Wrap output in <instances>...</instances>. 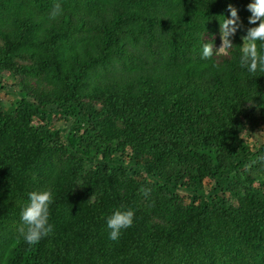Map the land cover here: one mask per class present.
I'll return each mask as SVG.
<instances>
[{
	"label": "trees",
	"instance_id": "1",
	"mask_svg": "<svg viewBox=\"0 0 264 264\" xmlns=\"http://www.w3.org/2000/svg\"><path fill=\"white\" fill-rule=\"evenodd\" d=\"M248 2L0 0V71L20 83L0 103V264H264V142L244 138L264 127V71L239 61ZM228 4L233 45L202 59ZM33 190H51L53 230L27 245ZM116 209L133 223L112 241Z\"/></svg>",
	"mask_w": 264,
	"mask_h": 264
},
{
	"label": "clouds",
	"instance_id": "2",
	"mask_svg": "<svg viewBox=\"0 0 264 264\" xmlns=\"http://www.w3.org/2000/svg\"><path fill=\"white\" fill-rule=\"evenodd\" d=\"M226 7L227 17L222 15V19L218 21L220 46L214 49L211 41L201 42L199 54L202 59L225 54L233 45L230 38L241 26L240 18L234 6L228 4ZM246 9L250 13L247 17L249 27L245 29L244 35L241 37L239 61L240 66L252 74L258 70L264 71V0H249ZM53 14L55 15V12ZM51 201V190H33L27 193V203L23 205L19 213L22 225L19 232L27 245L38 243L52 232L53 225L49 223ZM132 223L133 212L131 210H113L105 218V227L108 230L107 238L112 241L117 240L122 230L129 228Z\"/></svg>",
	"mask_w": 264,
	"mask_h": 264
},
{
	"label": "rangeland",
	"instance_id": "3",
	"mask_svg": "<svg viewBox=\"0 0 264 264\" xmlns=\"http://www.w3.org/2000/svg\"><path fill=\"white\" fill-rule=\"evenodd\" d=\"M220 37L215 43V48L220 46ZM0 77L2 78V85L6 90L0 91V103L3 108H7L15 99V92L20 87L19 80L16 76L12 77L5 71H0ZM8 90V91H7ZM56 118V116H54ZM244 138L249 146H256L264 142V127H252L248 126L244 133Z\"/></svg>",
	"mask_w": 264,
	"mask_h": 264
}]
</instances>
